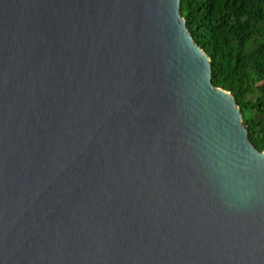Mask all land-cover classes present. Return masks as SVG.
<instances>
[{"label":"water","instance_id":"obj_1","mask_svg":"<svg viewBox=\"0 0 264 264\" xmlns=\"http://www.w3.org/2000/svg\"><path fill=\"white\" fill-rule=\"evenodd\" d=\"M0 264H264V151L180 0H0Z\"/></svg>","mask_w":264,"mask_h":264},{"label":"trees","instance_id":"obj_2","mask_svg":"<svg viewBox=\"0 0 264 264\" xmlns=\"http://www.w3.org/2000/svg\"><path fill=\"white\" fill-rule=\"evenodd\" d=\"M211 81L235 98L249 140L264 151V0H180Z\"/></svg>","mask_w":264,"mask_h":264}]
</instances>
